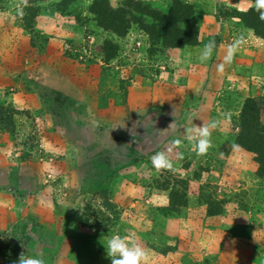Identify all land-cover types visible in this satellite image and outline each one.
<instances>
[{"label": "rangeland", "instance_id": "374dc122", "mask_svg": "<svg viewBox=\"0 0 264 264\" xmlns=\"http://www.w3.org/2000/svg\"><path fill=\"white\" fill-rule=\"evenodd\" d=\"M95 1L0 0V264L24 251L45 264H111L103 245L111 235L135 238L144 264H168L183 237L169 220L186 215L191 238L229 212L250 238L238 256L264 264V175L236 142L249 98L264 127V84L203 88L181 74L191 81L179 86L175 68L197 76L204 63L170 58L184 45L169 41L184 28L159 13L174 12L176 0H159L166 11L151 0H107L132 22L123 36L99 24ZM231 1L203 0V14L237 17ZM183 4L193 34L197 11ZM214 118L211 147L197 156L184 130ZM168 147L174 170L157 171L150 157Z\"/></svg>", "mask_w": 264, "mask_h": 264}, {"label": "crops", "instance_id": "0c3cea01", "mask_svg": "<svg viewBox=\"0 0 264 264\" xmlns=\"http://www.w3.org/2000/svg\"><path fill=\"white\" fill-rule=\"evenodd\" d=\"M160 9L166 11L170 8V5H162L159 0H151ZM184 2H190L195 5L196 14L198 15V43L194 45L186 44L182 47H173L170 51V58L174 60V65L182 62L186 68L192 65L194 60L206 43L207 37L216 34L218 36L217 52L214 53L211 60L204 63L203 73L201 75L189 74L188 71L182 70L181 73L175 68L173 75L177 77L174 79L177 85L182 86L191 80L185 79L181 74H188L187 76H193V83L198 82L200 86L203 84V88L207 84L209 86H215L217 88H246L256 89L262 87L264 84V37L255 33V30L246 26L242 22V19L238 16H232L231 18L217 19L211 12H205L203 14V0H182ZM232 2V1H231ZM247 0H233L231 4H234L239 11L247 10L252 5L246 3ZM130 34H128L129 36ZM127 36V37H128ZM144 36V34H143ZM118 39V42L128 40V38ZM142 36L139 35L141 42ZM234 37H243V41L238 49L234 60L231 65H226L223 72L217 71V65L222 62L223 55L227 46L232 42ZM135 38V37H131ZM195 57V58H194ZM194 66L196 64L194 63ZM196 69V67H194ZM203 74V76H202ZM217 217V216H216ZM215 217V218H216ZM214 218V217H213ZM214 218V219H215ZM218 218V217H217ZM217 220V221H216ZM215 220V224L207 225L205 223L204 231L207 230L204 235L203 232H196L191 238H187V228L190 220L186 219V215H182L181 218L169 220V226L176 223L182 227L181 239L178 247L169 249V263L168 264H226L221 260V253L226 251L228 259H232L231 264H241L239 258L245 261L246 264H251L249 258L245 257V254L239 257L240 244H244L245 240L249 241L250 238L243 236L242 231L244 226L238 219L235 213L229 212L222 215V221ZM217 222L219 225H217ZM247 228V227H246ZM249 229V228H248ZM170 232V231H169ZM184 239V240H183ZM185 239H188L186 241ZM231 243V249H227V246ZM248 244V243H247ZM249 247V246H247ZM242 249V248H241ZM235 251V252H234ZM225 252L222 253L224 260L226 259ZM247 258V259H246ZM193 259L195 261H193ZM253 263L256 264V258H252Z\"/></svg>", "mask_w": 264, "mask_h": 264}, {"label": "clouds", "instance_id": "9594fccd", "mask_svg": "<svg viewBox=\"0 0 264 264\" xmlns=\"http://www.w3.org/2000/svg\"><path fill=\"white\" fill-rule=\"evenodd\" d=\"M252 6L254 11L258 14L259 19L264 21V0H252ZM242 41L243 37L233 38L232 42L225 50L222 62L217 65L218 72H223L226 65L232 64ZM216 52V41L214 38H210L203 44L196 59L199 63H206L212 59L214 53ZM229 115L230 114L226 113L225 117H229ZM202 121L201 125L198 126L195 124V126L186 127L184 130L185 138L197 156L207 153L211 147L212 131L218 129L220 126L219 118ZM174 122L169 126V128L173 126ZM181 143L182 141L179 139L171 141L173 146H179ZM236 147L238 146L233 145V148ZM172 152L173 147H168L165 150L155 152L150 157L153 168L157 171L161 169L174 170V164L170 158V154ZM103 245L106 250V256L110 259L111 264H144V261L148 256L147 250L140 243H138L135 238L128 236L111 235L108 237L106 242L103 243ZM14 264H45V260L40 255H28L26 251H24L19 254V258L14 262Z\"/></svg>", "mask_w": 264, "mask_h": 264}, {"label": "trees", "instance_id": "16d2710c", "mask_svg": "<svg viewBox=\"0 0 264 264\" xmlns=\"http://www.w3.org/2000/svg\"><path fill=\"white\" fill-rule=\"evenodd\" d=\"M182 2V0H176V3L180 6L179 8H173L174 12L172 13L170 12L165 15L158 12L164 18L170 19V21L176 20L183 24L184 29L179 30V27H176V30L180 32H175L172 35L171 40L169 41V44L172 46L186 44L194 45L198 43V20L194 23V32L192 34L189 32L190 28L188 29V23H192V20L189 16L183 14L187 12L189 6L184 5V2ZM92 11L96 15L101 26L115 31L118 35H125L131 27V20L127 19L125 14L123 15L125 9H114L109 5L107 0H96L92 6ZM239 14L240 15L237 16L245 22L246 26L253 28L257 35L264 37V21L259 19L253 6L247 10L239 11ZM137 21L142 25V28H145L141 20ZM149 29V27L146 28L147 31L152 33V29ZM167 37H169V34ZM260 116L261 107L254 98H249L243 109L242 131L238 135L236 142L238 145L245 147L256 154V160L260 167V174L264 175V127L261 123Z\"/></svg>", "mask_w": 264, "mask_h": 264}]
</instances>
